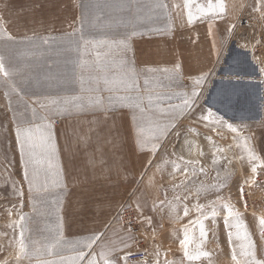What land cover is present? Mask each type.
I'll return each instance as SVG.
<instances>
[{"label":"rangeland","instance_id":"374dc122","mask_svg":"<svg viewBox=\"0 0 264 264\" xmlns=\"http://www.w3.org/2000/svg\"><path fill=\"white\" fill-rule=\"evenodd\" d=\"M46 1L0 0V264H244L249 241L264 259V0H193L191 20L185 0H80L76 28ZM45 125L51 171L37 147L26 177L16 130L39 145Z\"/></svg>","mask_w":264,"mask_h":264},{"label":"snow or ice","instance_id":"6c2138e0","mask_svg":"<svg viewBox=\"0 0 264 264\" xmlns=\"http://www.w3.org/2000/svg\"><path fill=\"white\" fill-rule=\"evenodd\" d=\"M185 2H186L188 9H189L188 17H189V20H191L192 16H193V13L191 11L192 6H193V0H185ZM200 11L201 12L204 11L203 7L200 8ZM0 72H3V74L5 76L9 75V72L4 67V60L2 57H0ZM145 83H147V81ZM196 83L198 85L199 80H197ZM121 84L123 86V90H125V91L139 92V86H138V82H137V79L135 76H128L126 79H122ZM192 95H193V97H195L198 94L196 92H193ZM118 99H121V100L126 99V100L132 102V101H139L141 98L137 95V96L119 97ZM52 103H56V101H52ZM188 104H189V101L185 100L184 106L188 107ZM192 104L194 106V104H195L194 100L192 101ZM135 106L139 107V104L137 103ZM141 111H143V109H141ZM43 128L46 129V131H43L40 128L35 129V131H38L40 133L39 145H33V144L29 143V141L32 138V134L34 132L33 128L23 129V128L18 127L16 130V136L20 142L19 143L20 152L22 154H25L26 147L29 149V151L27 153L28 159L26 160V167H25V172H24V175L26 177L29 176V173L27 171V166L29 163H31L32 159H34L35 149L37 147L40 148L41 153L44 155L46 162L49 165V171H51L52 157L55 155L56 146L53 143V138H52V134H51V125H45V126H43ZM229 128H231V125H229ZM233 131H235V129H233ZM252 170H253V172L256 171L255 168H253ZM32 181H33V178L29 177L30 189H31ZM232 214H233V210L231 208H229L228 209V216L231 217ZM226 223H227V221H226ZM261 224L264 225V220L261 221ZM228 227L231 228L232 225L229 224ZM200 228H201V235L202 236L205 235V229H204V226L202 224L200 225ZM238 236H239V234H238ZM93 239L94 238L90 237L88 244H86L85 247H89L91 245ZM187 243H188V236L185 235V239L182 242V246L185 247V253H186V255H188V258L190 260L199 258L198 256H193L191 253H189L187 251V247H186ZM241 248H242L244 256L249 258V259H246L244 261V264H264V259H256L255 253L253 251V245H252L251 241L248 242L247 246L241 245ZM20 253H21V256H23L25 253V246H24L23 239H21V242H20ZM201 254L202 255H208L207 253H201ZM87 255H90V254H87ZM103 255L105 256L103 261H98L97 259L92 258L88 261V264H117V259H114V258L108 256L107 254H103ZM85 256H86V253H84L83 251H80L74 257H71L68 259L42 261L41 264H80V262L85 259ZM127 259H128V257L124 258V264H127ZM238 264H239V262H238Z\"/></svg>","mask_w":264,"mask_h":264},{"label":"crops","instance_id":"0c3cea01","mask_svg":"<svg viewBox=\"0 0 264 264\" xmlns=\"http://www.w3.org/2000/svg\"><path fill=\"white\" fill-rule=\"evenodd\" d=\"M62 6H61V10L64 12H71V18L69 19L70 22H61V24L63 26H71V27H79L80 26V18H81V8H80V0H62ZM170 1H172V3H170ZM47 2L46 0H39V2L33 3V5L31 3L27 4L24 6L25 11H27L28 9H40L43 10L44 8V4ZM70 3V4H68ZM169 3L171 5V9L169 8L170 14L173 13V16L175 14V0H169ZM42 12V11H40ZM65 21V20H64ZM187 23V19H183L182 24H186Z\"/></svg>","mask_w":264,"mask_h":264},{"label":"built area","instance_id":"2783aa9c","mask_svg":"<svg viewBox=\"0 0 264 264\" xmlns=\"http://www.w3.org/2000/svg\"><path fill=\"white\" fill-rule=\"evenodd\" d=\"M117 224H123L128 227L134 234H139L141 226L140 221L133 212V210H129L128 208L120 213L116 219ZM130 261L132 263H144L148 261L146 254L144 253H136L130 256Z\"/></svg>","mask_w":264,"mask_h":264},{"label":"water","instance_id":"95a60500","mask_svg":"<svg viewBox=\"0 0 264 264\" xmlns=\"http://www.w3.org/2000/svg\"><path fill=\"white\" fill-rule=\"evenodd\" d=\"M197 149V143L193 138H186L182 142L183 155L186 158H191Z\"/></svg>","mask_w":264,"mask_h":264},{"label":"bare ground","instance_id":"6f19581e","mask_svg":"<svg viewBox=\"0 0 264 264\" xmlns=\"http://www.w3.org/2000/svg\"><path fill=\"white\" fill-rule=\"evenodd\" d=\"M129 230V229H128Z\"/></svg>","mask_w":264,"mask_h":264}]
</instances>
